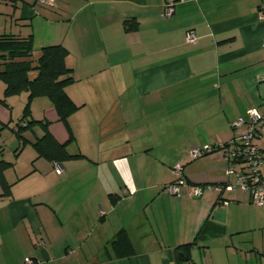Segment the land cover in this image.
<instances>
[{
    "label": "crops",
    "instance_id": "1",
    "mask_svg": "<svg viewBox=\"0 0 264 264\" xmlns=\"http://www.w3.org/2000/svg\"><path fill=\"white\" fill-rule=\"evenodd\" d=\"M5 2L9 32L32 35L33 61L44 46L68 51L72 139L50 100L39 118L82 157L0 150L11 163L7 191L0 181V264H264V207L239 189L223 205L213 187L225 180L221 156L189 158L194 145L228 141L249 107L264 113V0H183L168 18L163 0ZM256 143L264 157V137ZM176 164L179 196L162 190ZM203 184L212 188L188 195ZM122 229L131 253L115 256L108 243Z\"/></svg>",
    "mask_w": 264,
    "mask_h": 264
},
{
    "label": "trees",
    "instance_id": "2",
    "mask_svg": "<svg viewBox=\"0 0 264 264\" xmlns=\"http://www.w3.org/2000/svg\"><path fill=\"white\" fill-rule=\"evenodd\" d=\"M32 53L33 38L31 34L22 37L10 32L0 33V81L5 84V94L27 90L29 98L47 97L52 103L58 119L67 128L69 139H72L73 136L67 120L79 107L65 92V87L74 81L71 69L65 63L68 51L60 44L44 46L40 49V55L35 61L32 59ZM31 70L37 72L34 77L29 76ZM24 113L27 111L25 110ZM39 122L43 133L36 136L32 141V147L37 157L45 158L54 163L82 157L79 153H69L67 143H60L55 140L47 128V123L45 121ZM10 165L11 163L0 160V181L3 185L5 183L2 171ZM8 188L9 185H4L5 191ZM108 244L115 250V256H127L131 253V243L123 229L118 231ZM125 245L130 250H128L129 248L125 250Z\"/></svg>",
    "mask_w": 264,
    "mask_h": 264
},
{
    "label": "built area",
    "instance_id": "3",
    "mask_svg": "<svg viewBox=\"0 0 264 264\" xmlns=\"http://www.w3.org/2000/svg\"><path fill=\"white\" fill-rule=\"evenodd\" d=\"M41 4L53 5V0H37ZM183 0H163L161 16L170 17L174 12L177 2ZM187 42H195L193 30H189L185 37ZM264 46V37H263ZM233 136L225 143H206L194 145L189 149V158L196 159L206 154L218 153L225 163V180L216 183L214 190L219 195V202L227 205L229 199L224 198V193H233L237 189L246 193L251 203L264 207V174L261 165L264 157L257 145V139L264 137V113H260L256 107H249L247 115L237 116L231 122ZM175 180L163 186L162 190L169 195L179 196L180 187L186 183L182 173V165L176 164L173 168ZM55 171L60 173L56 166ZM210 184L194 185L189 192L191 197H199L206 190H210ZM25 264H35L31 258L25 259Z\"/></svg>",
    "mask_w": 264,
    "mask_h": 264
},
{
    "label": "rangeland",
    "instance_id": "4",
    "mask_svg": "<svg viewBox=\"0 0 264 264\" xmlns=\"http://www.w3.org/2000/svg\"><path fill=\"white\" fill-rule=\"evenodd\" d=\"M9 6L10 4L8 2L6 3L5 0H0V33L11 30L8 18L10 15ZM36 73L35 70H31L29 76L32 77L33 74L35 76ZM41 99L49 100L44 96L29 98V92L27 90H21L7 95L5 94L4 82L0 81V105L7 108L9 114L8 121L4 123L0 121L2 125H0V150L5 152L8 157L10 155L18 157L19 152L20 156L26 155V151L33 148L32 141L42 131L39 121H45L47 128L49 127L50 123L48 120L39 118L45 108L44 102H40ZM25 110L27 113H24ZM61 123L63 124V122ZM171 171L174 175L173 170Z\"/></svg>",
    "mask_w": 264,
    "mask_h": 264
}]
</instances>
